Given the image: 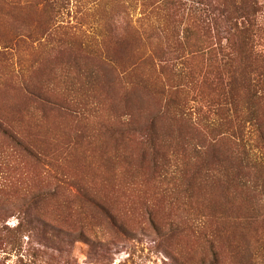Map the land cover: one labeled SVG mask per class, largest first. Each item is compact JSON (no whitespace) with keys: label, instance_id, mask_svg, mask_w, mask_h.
I'll return each instance as SVG.
<instances>
[{"label":"trees","instance_id":"1","mask_svg":"<svg viewBox=\"0 0 264 264\" xmlns=\"http://www.w3.org/2000/svg\"><path fill=\"white\" fill-rule=\"evenodd\" d=\"M3 1L11 5L14 0ZM112 1L122 4L129 26L126 10L133 2ZM140 1L143 12L138 21H147L145 10L150 9L151 31H141L142 22L111 32L106 12L108 29L85 37L82 44L90 47L88 53L119 68L120 77H125L127 67H140L133 84L158 99L157 110L145 116L126 113L113 146L90 150L81 175H68L54 184L44 179L23 196L15 230L20 236L35 235L44 245L57 242L58 248L78 241L103 246L89 239L94 219L106 222L118 235L132 233L131 222H148L164 240L171 264H264V45L258 19L262 4ZM174 2L185 7V28L170 33V20L180 21ZM153 12L156 18L151 20ZM156 67L159 75H153ZM191 100L200 104L197 120L205 129L188 133L185 123L195 127ZM0 132L31 157L37 156L1 122ZM137 133L141 147L132 154L125 138ZM225 140L231 146H224ZM67 179L77 196L64 188ZM194 218L199 222L190 220ZM170 240L180 242L173 245Z\"/></svg>","mask_w":264,"mask_h":264},{"label":"rangeland","instance_id":"2","mask_svg":"<svg viewBox=\"0 0 264 264\" xmlns=\"http://www.w3.org/2000/svg\"><path fill=\"white\" fill-rule=\"evenodd\" d=\"M125 2L130 5V0ZM131 2L133 6L126 10L130 27L125 25L122 4L119 7L112 0L0 3V122L37 154L31 157L0 132V264H171L163 249L164 240L148 222H131L133 232L118 235L106 222L94 219L87 233L93 243L103 246L79 241L61 248L57 242L46 246L35 235L20 236L15 230L23 196L41 186L44 179L54 184L68 175H81L90 150L113 146L114 133L128 118L126 113L145 116L157 110L158 99L133 84L142 72L140 67H127L125 77H120L119 68L88 53L90 47L82 44L85 37L98 36L108 29L103 19L106 12L113 24L111 32L139 26L143 22L138 21L143 12L141 1ZM260 2V41L264 45V0ZM173 8L180 21L170 20V33L185 28L181 18L186 12L184 5L174 2ZM149 11L145 10L148 19L141 31H151L147 28ZM151 14L154 20L156 15ZM28 32L32 38L27 37ZM157 69L153 75L158 74ZM191 92L189 97L194 95ZM190 104L195 127L185 123L184 129L193 133L195 128H205L197 120L200 104L196 100ZM141 139L140 134H132L125 138L124 145L134 154L141 147ZM223 145L231 146V142L225 140ZM98 158L95 163L100 162ZM71 184L67 179L63 186L77 196ZM190 220L199 222L198 218ZM170 242L174 245L180 241Z\"/></svg>","mask_w":264,"mask_h":264}]
</instances>
